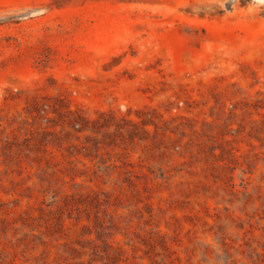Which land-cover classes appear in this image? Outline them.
I'll use <instances>...</instances> for the list:
<instances>
[{"label": "rangeland", "instance_id": "obj_1", "mask_svg": "<svg viewBox=\"0 0 264 264\" xmlns=\"http://www.w3.org/2000/svg\"><path fill=\"white\" fill-rule=\"evenodd\" d=\"M0 264H264V0H0Z\"/></svg>", "mask_w": 264, "mask_h": 264}]
</instances>
